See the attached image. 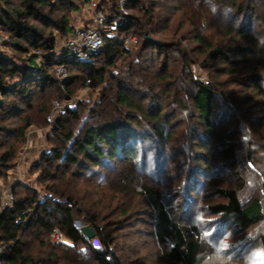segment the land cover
Wrapping results in <instances>:
<instances>
[{
    "label": "trees",
    "instance_id": "1",
    "mask_svg": "<svg viewBox=\"0 0 264 264\" xmlns=\"http://www.w3.org/2000/svg\"><path fill=\"white\" fill-rule=\"evenodd\" d=\"M80 1L86 4L91 2V0ZM10 2V0H0V27L3 32L10 35L12 41L9 46L11 49L19 54H27V57L21 60L18 65L17 60L10 61L8 56L0 51V93L4 99L7 100L11 94H14L23 100V104H28L32 90L36 88L40 92H45L58 82L54 77V71L62 63L66 67L73 66L86 72L88 78L85 79V82L90 80L94 87L104 84V93L99 102L90 110L88 117H85L76 135L73 131L64 132L63 128L73 120H81L78 108L67 107L64 112L59 113L64 116L54 120L53 132H56L55 136L67 144L54 148L50 153L41 157V161L45 163L48 170L41 165V161L36 164L37 169L42 171L44 180L51 182L47 186V196L41 200L36 193L32 192L29 195L28 192V195H17L18 193L14 191V206L0 214V235L4 246L0 252V264H52L51 260H56L55 258L58 260L59 256L55 253L47 254V259L40 256L43 254H40L39 257L34 255L31 251V243L24 240L27 230H34L30 236L32 235L35 240H38L45 235L50 238L53 228H58L66 238L67 243L55 245V250L61 249L60 251L64 252L65 257L71 256L70 252L73 246L80 245L84 249L79 254L89 255L96 264H123L120 256L116 255L112 249L117 241L113 235L115 231H108L107 227L99 224V215L88 216L85 207H78L74 194L65 186L68 184L67 181L70 183L72 179L82 176L77 171L78 169H105L109 167V161L115 159L124 162L123 164L128 170L124 172L125 175L119 183L120 188L129 190L130 186L139 185L141 196L145 199L144 202L153 209L155 234L157 239L166 244L168 248L167 260L173 264H208L211 253L199 230L174 220L169 206L163 200L161 191L148 183L139 184V177L135 174L138 146L142 140L146 139V133L150 131L155 136L167 140L174 134V131L170 129L173 126V121L165 114V104L167 107L170 99L158 105L155 101L154 89L166 87L167 95L171 96L170 102L175 103L183 111L192 109L196 115L193 113L191 115L197 116L198 124H201L202 128L210 131L215 137L218 136V132H222L219 131L221 121H213V117L216 115V100H221L223 110L218 115L230 117L226 123L228 126L226 133L238 137L240 142L247 141V153L243 161L249 174L251 171H255L254 174L251 173L254 183L259 184V178L262 179L263 183L260 185L263 191L264 159L261 160L263 166V170H261L257 167L256 158H259L258 150L264 148L261 145L264 133L262 136H253L252 140L251 138L247 140L248 135L243 123H240L239 127L233 126L235 113L238 116L236 121L243 120V118L241 107L233 97L234 93L229 92V87H226L222 82H213L212 77L208 83L196 81L190 71L192 59L189 58L188 50H182L174 43L153 41L149 38V33L169 30V18L176 11L186 12L188 8H192L195 10V14H186L181 28L188 22L194 25V31L197 30L195 40L199 44L201 54L206 55L205 62L201 65L206 69H211L214 68L212 65L214 61L219 58H227L228 54L222 46L212 45L210 41H207L208 38L201 31L207 29L206 17L213 16L216 13L217 4L218 7L219 4H222L227 8H237L238 17L249 13V20L253 26L254 18L261 19L259 15H256V11L259 9L264 11V0H232L229 3L224 0H146L144 1L146 3L142 5V0H132L128 4V10L130 13L132 10H142L145 16L143 20L130 14L131 17L120 24L115 37L107 39L105 47L99 53L92 55L87 61L72 62L62 58L57 59L56 38L52 34L46 35L43 29L34 25V22H43V26L52 25L62 34H69L72 31L69 17L59 5L62 3L69 8V11L73 12L76 10L73 1L22 0V9L19 10L12 9ZM202 5L207 11L199 17L196 15V11L203 9ZM100 7L108 14L115 12L111 0L100 2ZM60 12H63V15L60 16ZM221 12L223 13L222 19L225 17L224 15L229 16L228 12L219 10V13ZM222 21L221 23H223ZM212 23H218V26L225 25L219 23L217 17L211 20ZM228 32L230 35L237 34L242 44L251 46L252 52L245 47H242L241 52H246L247 55L250 52L252 56L248 66L249 71L263 74V77H255L252 86L259 95H264V43H261L256 34L245 31L244 26L240 30L230 27ZM131 37H136L139 41L133 50L125 46L126 40ZM153 47L160 54L177 53L176 56L181 59L183 71H187L184 80L190 84L193 92L188 90L176 92L178 86L176 89L173 88L176 86L178 77L175 71H168L165 67L161 70L155 68L154 70L157 71H153L155 75L148 76L147 67L143 63L148 62L147 52ZM37 52L41 54L37 55ZM119 58H124V60L122 65L117 66ZM38 60L40 61L38 62ZM110 68L116 70L120 68L121 71H108ZM122 72L127 73L131 82L122 76L118 77V74ZM15 79L17 86H11L10 80ZM78 79L77 76L70 75L68 81L61 85L66 100L72 99L71 87ZM109 79L111 83H108ZM240 79L241 85L248 81L247 76ZM134 82L140 86L139 89L135 87ZM108 89L109 91L112 89V91L107 95L105 91ZM144 100H148V102L145 103ZM146 104L149 108L145 107ZM8 108L11 107L0 105V132L9 130L3 124V119L9 114ZM226 110H230V112H225ZM14 114L18 113L14 111ZM253 123L251 124H256ZM28 124H30L29 120ZM236 124L238 123H235V126ZM253 127L255 128V126ZM16 133H18V137H23L25 128ZM198 144L202 150L209 151L202 138L199 139ZM13 158L16 157L15 148L12 147L0 155V177L3 176L2 170L6 172L10 169ZM231 158L232 153H226L224 161H222L227 169L228 165L232 164ZM56 163H59L58 167L55 166ZM208 165L210 163H207ZM54 168L56 172L53 171ZM236 175L240 180L241 173L238 170ZM72 182L74 183V181ZM218 193L224 201L210 205L209 210L219 216L220 222L246 231L264 221V202L261 197L251 196L248 200L243 201L236 188H221L218 189ZM79 216H84L86 222L90 223V226L95 230L94 239H86L80 228L75 225ZM120 225L117 227L118 231L123 229ZM256 247L260 249L263 258L261 262L254 264H264V233L260 234Z\"/></svg>",
    "mask_w": 264,
    "mask_h": 264
},
{
    "label": "rangeland",
    "instance_id": "2",
    "mask_svg": "<svg viewBox=\"0 0 264 264\" xmlns=\"http://www.w3.org/2000/svg\"><path fill=\"white\" fill-rule=\"evenodd\" d=\"M10 1L12 9H22V0ZM71 1L75 3L76 7L73 12L69 11V8L62 3L59 6L68 15L69 25L73 30L92 23L95 16L92 5L94 2L103 3L108 0H91L89 4L82 3L80 0ZM144 1L146 0H142L141 5L146 3ZM224 1L229 3L232 0ZM204 5H202L203 9H196L197 16L200 17L202 13L207 11ZM215 9L217 14L214 13L213 16L209 17L205 16L207 29L201 31L208 38L207 41H210L212 45L222 46L228 55L227 58H219L214 61L212 63L214 68L206 69L201 65L205 62L206 55L201 54L199 44L195 40L197 30L194 31V25L188 22L181 28L182 22L186 19V14H195V10H192V8H188L186 12L176 11L169 18V30L149 33V38L156 42L174 43L180 46L182 50H188L189 58L192 59L190 71L196 81L208 83L212 77L213 82H222L226 87L228 86L229 92L234 93L233 97L242 110L243 120L236 121L238 116L235 113L233 120L238 124L235 126L234 123L233 126L239 127L240 123H243L248 135L247 140H250V138L252 140L253 136L259 137L264 133V95H259L252 86L255 77H263V74L249 71L248 66L252 57L250 55V52H252L251 46L242 44L237 34L230 35L228 31L230 27L234 30H240L244 26L245 31H250L256 34L257 37L259 36L263 44L264 19L262 20V17L264 18V11L260 9L256 11V15H259L261 19L256 20L254 18L252 23L255 24L252 26L249 13L238 17L236 14L237 8H227L222 4H219V7L217 4ZM219 10H223L225 13L228 12L229 16L224 15L225 17L222 19L223 13H219ZM130 14L141 20L145 17L140 9L132 10ZM59 15H63V12H60ZM216 17L219 18V23L223 20L221 24L225 25L211 24V20ZM42 23L34 22V25H38L43 29L46 35L52 34L56 38L57 59L60 60L62 58L61 47L70 33L62 34L52 25L43 26ZM1 29L0 27V37H3L5 42L0 45V51L5 53L10 61L17 60L16 62L19 65L21 60L26 59L27 54L14 52L9 46L10 41H12L10 35ZM242 47L250 49L248 55L246 52H241ZM126 48L133 50L135 47ZM36 54L40 55L41 53L37 52ZM147 54L148 62L143 64L147 67L146 73L149 77L155 75L154 72H157L154 70L155 68L161 70L165 67L168 71H175L178 77L176 86L173 88L176 89L178 86L176 92L182 90L192 91L190 84H187L184 80L187 71H183L182 62L176 56L177 53L169 52L166 54L165 52L160 54L153 47L148 50ZM123 60L124 58H119L117 66L122 65ZM143 64L141 63V66ZM108 71L120 72L121 69L110 68ZM65 73L68 78L70 75L79 78L71 87L73 95L72 99L69 100H66V96L61 89V85L65 82L61 81L63 75L59 70L54 71V77L58 82L45 92H40L36 88L32 90V94L28 98V104H23V100L14 94H11L6 100L0 93V105L11 107L8 108L9 114L3 119V124L9 130L0 132V155L12 147L15 148L16 157L13 158L9 170H6V172L2 170L3 176L0 177L2 189L12 187L18 193L17 195H28V192L30 195L33 192L36 193L39 199L43 200L48 194L47 186L51 182L44 180L42 171L37 169L36 164L40 163L44 154L67 144L65 141L58 140L55 136L56 132H53L54 120L57 117H63L64 115L59 113L64 112L67 107L78 108L81 120H73L63 128L64 132L73 131L76 135L85 117H88L90 110L99 102L101 95L104 93V84L99 87H94L92 84L87 85L85 82V79L88 78L86 72L68 66ZM120 76L131 82L127 73H119L118 77ZM243 76H247L248 81L241 85L239 82ZM136 80L138 81V79ZM10 81L11 86H17L16 79ZM107 81L111 83L110 79ZM134 83L135 87L139 89L140 86H137L136 82ZM154 90V93H156L154 95L156 97L155 101L158 105L169 99L171 101V96L167 95L165 91L166 87L161 89L157 87ZM111 91L108 89L105 93L107 92L108 95ZM70 100L73 101V104L69 103ZM170 101L167 107L165 104V114L173 121V126L170 128L174 131L173 137L167 140L155 136L150 131L146 133V139L142 140L138 146L135 174L139 177V184L148 183L157 187L163 195V200L169 206L174 220L182 225L196 227L199 230L211 253L208 264H254L261 262L263 256L256 245L260 234L264 233V221L244 231L233 225L220 222L219 216L209 210L210 205L224 201L218 193V189L221 188L238 189L243 201L248 200L251 196H259L264 202V191L260 185L263 183L262 179L259 178V184L254 183L251 173L254 174L255 171H251L249 174L243 161L247 153V141L240 142L241 140L238 137L226 133L228 129L226 123L230 117L218 115L223 110L221 100H216V115L213 117V121H221L219 131L222 132H218L217 137L212 136L210 131L198 124V118L194 116L196 114L192 109L180 110L175 103ZM56 102L62 105L59 110L56 109ZM144 102L147 103L148 100H144ZM145 107L149 108L147 104ZM14 111L18 114H14ZM225 112H230V110ZM52 115H54V119L49 120L48 117ZM27 119L30 122L28 125ZM251 123L256 124L252 125ZM22 128H25L24 136L18 137L16 132H19ZM200 138L207 144L209 151L200 148V144H198ZM261 145L264 146V140H262ZM226 153H232L230 160L232 164L228 165V169L224 167L222 162ZM258 154L259 158H256L257 167L263 170L261 164V160L264 159L263 147L258 150ZM123 163L115 159L109 161V167L105 169H76L82 176L72 179L74 183L67 181L68 184L65 186L74 194L78 207H85L88 216L99 215V224L105 228L107 227L108 231H115L113 235L117 241L112 249L116 255L120 256L123 264H173L166 258L168 252L166 244L161 243L156 237L155 225L153 224L154 218L152 217L153 209L144 202L145 199L141 196L142 192L139 185L135 187L132 185L129 190L120 188L119 183L125 175L124 172L128 171ZM207 163H210V165L207 166ZM44 164L41 161V165L48 170V167ZM57 165L59 163H56L55 166L58 167ZM55 168L53 171L56 172ZM237 170L241 173L240 180L236 175ZM117 187L119 188L116 189ZM79 217L76 220V226H90V223H87V220L83 218L84 216ZM119 225L123 228L121 231L117 230ZM33 231L27 230L24 240L31 243V251L34 255L39 257L40 254H43L40 256L47 259V254L55 253L61 259L51 260L52 264H96L89 255L79 254L84 249L82 246H73L70 252L71 256L65 257L64 252L60 251L61 249L55 250L57 243L54 244L55 242L51 240V237L45 235L41 239L35 240V237L30 236ZM42 241H44L43 245ZM48 245L50 246L48 247Z\"/></svg>",
    "mask_w": 264,
    "mask_h": 264
},
{
    "label": "built area",
    "instance_id": "3",
    "mask_svg": "<svg viewBox=\"0 0 264 264\" xmlns=\"http://www.w3.org/2000/svg\"><path fill=\"white\" fill-rule=\"evenodd\" d=\"M132 0H111L114 6L115 12L108 14L103 8L100 7V3L94 2V17L92 23L89 25L73 29L64 44L62 45V59L68 62L72 61H87L92 55L99 53L106 45L107 39L114 38L118 32L119 26L122 22L129 19L130 13L128 10V4ZM5 39L0 37V45L4 44ZM138 39L131 37L126 40V47H135L138 45ZM56 70L62 72L61 81L64 83L68 81L66 75V66L64 63L58 65ZM87 85L92 84L90 80H87ZM73 104V101H69ZM56 109L62 108L59 102L55 103ZM49 120L54 119V115L48 117ZM15 204V195L12 187L2 189L0 186V214L6 209L12 208ZM51 240L55 243L61 244L66 242L64 234L58 229L53 228L50 233ZM4 249L2 238L0 235V252Z\"/></svg>",
    "mask_w": 264,
    "mask_h": 264
},
{
    "label": "water",
    "instance_id": "4",
    "mask_svg": "<svg viewBox=\"0 0 264 264\" xmlns=\"http://www.w3.org/2000/svg\"><path fill=\"white\" fill-rule=\"evenodd\" d=\"M80 228L81 232L85 236L86 239L92 240L95 238L96 233L95 230L90 226H77Z\"/></svg>",
    "mask_w": 264,
    "mask_h": 264
}]
</instances>
